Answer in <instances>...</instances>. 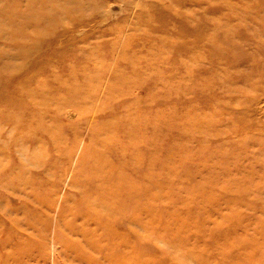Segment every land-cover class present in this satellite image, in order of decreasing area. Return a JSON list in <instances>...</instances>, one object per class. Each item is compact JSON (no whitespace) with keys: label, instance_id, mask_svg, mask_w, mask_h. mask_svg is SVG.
I'll list each match as a JSON object with an SVG mask.
<instances>
[{"label":"rangeland","instance_id":"374dc122","mask_svg":"<svg viewBox=\"0 0 264 264\" xmlns=\"http://www.w3.org/2000/svg\"><path fill=\"white\" fill-rule=\"evenodd\" d=\"M5 1L0 264H264V0Z\"/></svg>","mask_w":264,"mask_h":264},{"label":"bare ground","instance_id":"6f19581e","mask_svg":"<svg viewBox=\"0 0 264 264\" xmlns=\"http://www.w3.org/2000/svg\"><path fill=\"white\" fill-rule=\"evenodd\" d=\"M5 1V0H3ZM12 1V0H11ZM30 1V0H29ZM34 1V0H33ZM31 1V2H33ZM65 1V0H64ZM6 2V1H5ZM25 2V1H24ZM27 2V1H26ZM53 2V1H50ZM56 2V1H55ZM54 2V3H55ZM8 3V2H7ZM47 3V2H46ZM5 4V3H4ZM9 4V3H8ZM11 4V3H10ZM6 5V4H5ZM4 5V6H5ZM18 5V4H17ZM25 5V4H24ZM23 5L24 8L25 6ZM30 5H33L32 3ZM65 5V4H64ZM2 6V4H1ZM8 6V5H6ZM16 6V4H15ZM11 5V7H15ZM27 6V3H26ZM11 7H9L11 9ZM65 7V6H64ZM113 7V6H112ZM16 8V7H15ZM13 9L16 10V9ZM32 8V7H31ZM67 10V7H65ZM3 9V8H2ZM29 9V8H28ZM52 9V8H51ZM82 9V8H81ZM5 10V9H3ZM9 10V9H8ZM22 10V9H21ZM34 10V9H33ZM41 10V8H40ZM54 11V9H52ZM2 11V10H1ZM20 11V10H19ZM35 11V10H34ZM58 10H56L57 12ZM81 11V10H80ZM15 12V11H14ZM52 12V11H51ZM61 12V11H60ZM12 13V12H11ZM18 13V12H17ZM21 13V12H20ZM36 13V12H35ZM50 13V11H49ZM86 13V12H85ZM84 13V14H85ZM14 14V13H13ZM27 14V13H26ZM54 14V13H53ZM81 14V13H80ZM19 17L18 14H16ZM41 15V14H39ZM45 15V14H43ZM42 15V16H43ZM49 15V14H48ZM45 15V16H48ZM56 15V14H54ZM60 15V14H59ZM68 13L66 16L68 17ZM70 16V15H69ZM31 17V15L29 16ZM34 18V16H32ZM50 17V16H49ZM9 18V17H8ZM23 18V17H22ZM26 20V17H24ZM60 18V17H59ZM69 18V17H68ZM61 19V18H60ZM28 20V19H27ZM26 20V21H27ZM34 20V19H33ZM32 20V21H33ZM59 20V19H57ZM9 21V19H8ZM21 21V20H20ZM24 21V22H26ZM10 22V21H9ZM22 22V21H21ZM20 22V23H21ZM35 22V21H33ZM58 22V21H57ZM69 22V19L68 21ZM2 23V22H1ZM36 23V22H35ZM9 24V23H8ZM29 24V23H28ZM7 25V24H6ZM69 25V24H68ZM67 25V26H68ZM17 26V25H16ZM15 26V27H16ZM6 27V26H5ZM14 27V26H13ZM66 27V26H65ZM9 28V27H8ZM67 28V27H66ZM60 29V28H58ZM63 29V28H61ZM65 29V28H64ZM71 29V28H70ZM16 30V29H15ZM67 30V29H66ZM18 31V30H17ZM52 31V30H51ZM59 31V30H58ZM65 31V30H64ZM69 31V30H68ZM55 38V37H54ZM102 158V157H101ZM96 160V159H95ZM6 160H4L5 162ZM101 161V160H100ZM99 162V161H98ZM3 164V163H2ZM93 164H96L93 162ZM100 164V163H98ZM102 164V163H101ZM97 167V165H95ZM112 166V165H111ZM111 166L109 168H111ZM101 167V166H100ZM106 167V166H104ZM108 167V166H107ZM116 167V166H115ZM114 167V168H115ZM102 168V167H101ZM103 169V168H102ZM106 169V168H105ZM100 170V169H99ZM93 171V170H92ZM112 171V169H111ZM118 171V170H117ZM108 173V172H107ZM117 173V172H116ZM115 173V174H116ZM106 174V173H105ZM104 176V175H103ZM87 177V176H86ZM90 177V176H89ZM96 178V177H95ZM120 179V177H119ZM71 180V179H70ZM133 187V186H132ZM79 189V188H78ZM81 189V188H80ZM136 189V188H135ZM131 192V191H130ZM104 193V192H103ZM107 194V193H106ZM117 196V195H116ZM112 199V198H111ZM102 200V199H100ZM105 201H103L104 203ZM107 202V201H106ZM109 202V201H108ZM86 203V202H85ZM92 203V202H91ZM87 203L85 212H82L80 208H77L76 212L71 213V218L66 221L69 226L68 233L72 234L76 240H74V244L71 246V249L75 252L72 256L73 260L77 262V264H113L114 251L113 249V239H114V228L110 221V217L108 214H99V210L101 208V203L99 205ZM94 203V202H93ZM112 204V203H111ZM115 205V204H112ZM43 210V208H42ZM46 210V209H45ZM57 210V209H56ZM104 210V209H102ZM111 210V206L107 205L105 212H109ZM73 211V210H72ZM103 212V211H102ZM113 213V212H112ZM46 214V213H45ZM114 215V214H113ZM112 215V216H113ZM56 216V215H53ZM117 216V215H116ZM114 219V218H113ZM59 220V219H58ZM79 221L76 225L74 222ZM18 221V220H17ZM11 222V221H10ZM74 224V225H73ZM13 225V224H12ZM20 225V224H18ZM72 225V226H70ZM53 228V227H52ZM59 228V227H58ZM144 229V228H143ZM20 230V229H19ZM61 230V229H60ZM52 233V232H51ZM26 234V233H25ZM53 234V233H52ZM59 234V233H58ZM57 234V235H58ZM61 234V233H60ZM63 234V233H62ZM69 234V235H70ZM15 235V234H14ZM142 236V235H141ZM18 237V236H17ZM51 238V237H50ZM67 238V237H66ZM103 240V243H102ZM116 245V244H115ZM58 249V248H57ZM70 249V248H69ZM64 250V249H63ZM114 250V251H113ZM70 255V253H69Z\"/></svg>","mask_w":264,"mask_h":264}]
</instances>
